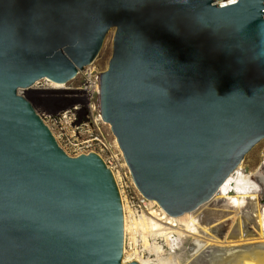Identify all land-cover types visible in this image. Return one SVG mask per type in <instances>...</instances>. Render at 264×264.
Returning a JSON list of instances; mask_svg holds the SVG:
<instances>
[{"label": "water", "instance_id": "water-1", "mask_svg": "<svg viewBox=\"0 0 264 264\" xmlns=\"http://www.w3.org/2000/svg\"><path fill=\"white\" fill-rule=\"evenodd\" d=\"M111 30L100 112L147 201L194 212L264 141V0H0V264H125L111 171L19 95L75 80Z\"/></svg>", "mask_w": 264, "mask_h": 264}, {"label": "bare ground", "instance_id": "bare-ground-1", "mask_svg": "<svg viewBox=\"0 0 264 264\" xmlns=\"http://www.w3.org/2000/svg\"><path fill=\"white\" fill-rule=\"evenodd\" d=\"M263 172L264 167L245 173L241 164L207 204L178 218L170 217L155 201L148 202L151 213L134 218L135 213L120 191L124 263L264 264V186L260 184ZM115 178L119 180L116 175ZM128 235L136 244V237L142 239L148 257L138 255V249L128 254ZM165 248L167 258L163 257Z\"/></svg>", "mask_w": 264, "mask_h": 264}, {"label": "built area", "instance_id": "built-area-1", "mask_svg": "<svg viewBox=\"0 0 264 264\" xmlns=\"http://www.w3.org/2000/svg\"><path fill=\"white\" fill-rule=\"evenodd\" d=\"M102 74L93 63L80 72L75 80L62 85L61 88L56 87L58 84L42 80L27 91H20L19 95L29 99L52 134L53 131L64 133L70 130L78 148L75 158L96 154L104 161L116 181L119 192L123 193L128 206L135 213L134 218H139L149 209V201L135 187L111 126L102 120L99 99ZM77 80L78 84H75ZM115 175L118 176V181ZM260 181L264 186V172ZM136 238L140 239L138 244L131 242L128 235L127 252L134 254L138 246V255L142 258L148 257L142 247L141 238Z\"/></svg>", "mask_w": 264, "mask_h": 264}, {"label": "rangeland", "instance_id": "rangeland-1", "mask_svg": "<svg viewBox=\"0 0 264 264\" xmlns=\"http://www.w3.org/2000/svg\"><path fill=\"white\" fill-rule=\"evenodd\" d=\"M115 30H111L108 35L106 36L103 46L99 52V55L97 59L95 60L94 64L104 73L107 71L109 62L113 55V43H114V37H115ZM75 84H78V80L75 82ZM53 135L60 146V148L71 158H75L77 147H76V141L73 138V135L71 134L70 130L63 132H57L53 131ZM264 163V141L258 144L244 159L242 162L243 164V171L245 173H253L256 170H259L263 168ZM124 197V196H123ZM130 201V200H129ZM127 203V202H126ZM128 204V203H127ZM129 207V206H128ZM130 208V207H129ZM154 210L158 211V208H155ZM132 211V210H131ZM151 213L150 210H147L144 215ZM210 221V220H209ZM208 221V222H209ZM214 221L213 219L210 221ZM217 222V221H216ZM216 224V223H215ZM133 239V238H132ZM140 240V239H139ZM139 240H137V244L139 243ZM150 243H152L150 241ZM160 243V242H159ZM142 247L144 246V242L141 239ZM138 249V246H137ZM145 252H148L145 250ZM166 255H163L164 258H167V251L168 249L165 248ZM129 252V251H128ZM130 255V252L128 253ZM127 255V257L129 256ZM154 256H152V259Z\"/></svg>", "mask_w": 264, "mask_h": 264}]
</instances>
